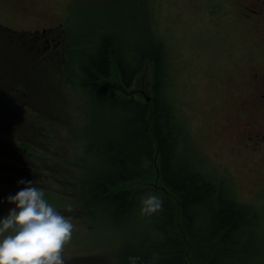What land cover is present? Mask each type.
Wrapping results in <instances>:
<instances>
[{
	"label": "rangeland",
	"instance_id": "1",
	"mask_svg": "<svg viewBox=\"0 0 264 264\" xmlns=\"http://www.w3.org/2000/svg\"><path fill=\"white\" fill-rule=\"evenodd\" d=\"M234 3L36 0L27 14L0 8V219L15 207L7 197L28 186L18 182L31 181L73 224L64 264H132L129 247L139 250L147 241L153 217L134 225L138 210L120 215L90 199L94 182L110 172L118 144L126 141V111L113 100L96 102L81 87V65L103 35L117 36L130 56L139 54L142 68L129 86L115 72L102 80L121 98L148 101L152 73L143 51L154 35L167 61L165 93L184 130L179 153L228 186L246 209L244 236L227 264H264V148L258 155L245 151L240 137L252 126L244 125L237 104L258 60L252 56H264V30L263 23L242 20ZM151 160L144 162L151 175L140 172L118 182L119 188L141 190L140 203L164 187L158 156ZM178 216L176 209L172 233L183 239L185 264H205L203 256L209 257L191 237L185 239L186 225L178 224Z\"/></svg>",
	"mask_w": 264,
	"mask_h": 264
},
{
	"label": "trees",
	"instance_id": "2",
	"mask_svg": "<svg viewBox=\"0 0 264 264\" xmlns=\"http://www.w3.org/2000/svg\"><path fill=\"white\" fill-rule=\"evenodd\" d=\"M123 46L117 36L103 35L81 65V87L101 103L113 100L112 103L126 111L122 128L126 141L118 144L110 172L94 182L90 199L104 202L120 215H133L138 210L135 218L140 217L134 225H139V221L147 216L141 211L142 203L137 200L142 191L119 188L118 182L140 177V172L149 170L144 162L150 163L158 156V173L165 188L155 192L161 191L157 194L163 201L162 210L150 215L153 217L152 233L139 250L129 247V261L133 264L131 258H136L134 264H185L181 256L183 239L172 233L177 209L178 224L185 222L186 225L185 239L191 237L197 251L209 257L203 256L205 264H227L235 258L234 246L244 236L242 224H245L246 209L235 202L228 186L218 185L212 177L185 162L183 152L179 153L180 143L185 138L184 130L165 93L166 82L163 80L168 76L167 61L163 58L164 47L159 39L154 35L149 37L143 51L152 73V96L148 101L121 98L104 84L102 79L108 80L115 72L118 81L129 86L141 70L139 54L132 57ZM24 148L30 150L32 147L25 145ZM149 175L146 172L145 176Z\"/></svg>",
	"mask_w": 264,
	"mask_h": 264
},
{
	"label": "clouds",
	"instance_id": "3",
	"mask_svg": "<svg viewBox=\"0 0 264 264\" xmlns=\"http://www.w3.org/2000/svg\"><path fill=\"white\" fill-rule=\"evenodd\" d=\"M7 197L15 205L0 219V264H64L62 253L72 239L73 224L44 199L31 181ZM156 195L142 200L141 211L152 215L162 210ZM72 211L71 205L67 206ZM133 264L136 258H131Z\"/></svg>",
	"mask_w": 264,
	"mask_h": 264
},
{
	"label": "flooded vegetation",
	"instance_id": "4",
	"mask_svg": "<svg viewBox=\"0 0 264 264\" xmlns=\"http://www.w3.org/2000/svg\"><path fill=\"white\" fill-rule=\"evenodd\" d=\"M36 0H0V8L4 13L12 11L18 14H27L29 7ZM28 3V5H27ZM234 5L240 7L241 19L247 23L256 22L262 24L264 30V0H235ZM258 60L252 64L254 71L252 78L243 85V90L238 96L239 114L243 118L244 125L251 127L248 133L242 135L244 142L241 143L246 152L258 155L264 148V56L259 54L252 56ZM251 116H246V115Z\"/></svg>",
	"mask_w": 264,
	"mask_h": 264
}]
</instances>
